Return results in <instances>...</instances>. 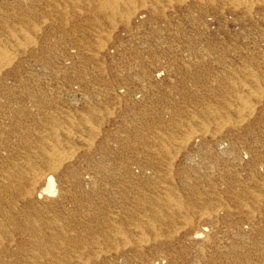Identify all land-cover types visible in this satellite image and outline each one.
<instances>
[{"label":"bare ground","instance_id":"obj_1","mask_svg":"<svg viewBox=\"0 0 264 264\" xmlns=\"http://www.w3.org/2000/svg\"><path fill=\"white\" fill-rule=\"evenodd\" d=\"M261 24L264 0H0V264H264Z\"/></svg>","mask_w":264,"mask_h":264},{"label":"rangeland","instance_id":"obj_2","mask_svg":"<svg viewBox=\"0 0 264 264\" xmlns=\"http://www.w3.org/2000/svg\"><path fill=\"white\" fill-rule=\"evenodd\" d=\"M219 5H224L226 8H228L229 7V3L228 4H222V3H219ZM168 8V7H167ZM172 7L171 8H168V10H167V13H171L172 12ZM244 11L245 10H243V9H237L236 10V12H235V17H238V18H240V19H242V17H244L245 18V16H243L244 15ZM247 21H245L244 23H246ZM244 23L243 22H240V26H238V27H240L239 28V30L237 31V32H239V33H241V27L242 26H244ZM135 26H133V29H136V27L134 28ZM259 28H264V25L263 24H261V27H259ZM121 29V28H120ZM120 29L119 30H117L116 32H114L116 35L119 33V31H120ZM247 33L249 32V34H250V36L251 37H255V36H258V34H259V30H254V28L253 29H249L248 31H246ZM68 33H70V34H72L73 33V31H72V28L71 29H69L68 30ZM123 34H124V32H123ZM246 41V40H245ZM54 67H55V64H51L50 65V68L48 67V69H45L44 67H42V65H39V67H38V70H39V72H41L43 75H44V77H46V78H49V76L51 75V71L54 69ZM72 72V71H71ZM72 75H74V74H72ZM162 77H164V75L162 76ZM45 78V79H46ZM77 87H75V89H76ZM158 262V263H157ZM154 264H159V261H157V260H155L154 261Z\"/></svg>","mask_w":264,"mask_h":264}]
</instances>
